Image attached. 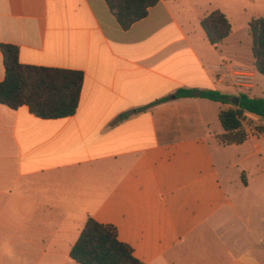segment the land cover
Listing matches in <instances>:
<instances>
[{"label":"crops","instance_id":"obj_1","mask_svg":"<svg viewBox=\"0 0 264 264\" xmlns=\"http://www.w3.org/2000/svg\"><path fill=\"white\" fill-rule=\"evenodd\" d=\"M215 11L232 25L218 46L201 24ZM262 17L264 0H161L123 30L105 0H0V82L2 44L24 65L84 73L72 117L0 105V264H78L89 219L143 264H264V119L246 112L247 140H220L221 112L264 99L249 27ZM241 68L249 90L234 83Z\"/></svg>","mask_w":264,"mask_h":264},{"label":"trees","instance_id":"obj_2","mask_svg":"<svg viewBox=\"0 0 264 264\" xmlns=\"http://www.w3.org/2000/svg\"><path fill=\"white\" fill-rule=\"evenodd\" d=\"M123 30L148 17L150 10L161 0H105ZM202 27L209 42L220 45L232 32V25L220 11L202 20ZM256 70L264 76V17L253 19L250 24ZM6 76L0 82V105L12 110L26 106L41 119H64L76 114L84 85V73L76 70L24 65L19 60V48L2 44ZM176 99L203 98L229 104L231 98L215 90L180 89ZM167 101L159 100L154 105ZM264 119V99L247 94L238 97L236 109L221 112L220 121L225 133L220 140L225 145L244 143L248 134L243 128L245 113ZM128 114L121 115L117 122ZM258 131H264L259 127ZM72 259L78 264H143L134 256L133 248L118 238V230L111 224H100L89 219L80 238L71 250Z\"/></svg>","mask_w":264,"mask_h":264},{"label":"built area","instance_id":"obj_3","mask_svg":"<svg viewBox=\"0 0 264 264\" xmlns=\"http://www.w3.org/2000/svg\"><path fill=\"white\" fill-rule=\"evenodd\" d=\"M227 69L226 67H221L219 70V74H225L228 75L229 77L231 76V74H229L228 72H225L224 70ZM233 79H234V83L241 89L244 90H249L251 88H253L254 85V73L249 70V69H245V68H241V69H236L235 72H233L232 74Z\"/></svg>","mask_w":264,"mask_h":264}]
</instances>
